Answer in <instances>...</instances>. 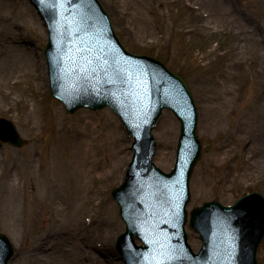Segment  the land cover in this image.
I'll return each mask as SVG.
<instances>
[{"label": "rangeland", "instance_id": "obj_1", "mask_svg": "<svg viewBox=\"0 0 264 264\" xmlns=\"http://www.w3.org/2000/svg\"><path fill=\"white\" fill-rule=\"evenodd\" d=\"M98 1L128 52L158 59L169 70L182 75L189 85L198 112L197 135L202 145L190 182L189 213L208 201L233 205L254 192L264 197V0H209L208 5L204 0H164L160 14L149 15L144 23L129 18L124 5L132 0ZM20 3V8L3 7L0 11L5 16L0 26H11L10 35L29 44L34 49L32 61H37L33 81L14 88L15 100L0 101V119L12 121L27 141L23 148L0 141V233L9 238L15 249L10 264H24L25 257L31 254L44 260L28 258L26 264H105L107 250L118 254H113L110 264H124L117 243L126 225L112 191L125 179L134 154L133 141L110 108L80 109L68 114L51 95L45 57L46 28L29 0ZM25 6L30 13L24 12ZM42 27L44 34L40 33ZM3 81L0 78V84ZM26 97L31 100L29 106ZM32 109L36 112L34 117L30 114ZM54 110L62 113L59 128L64 139L84 132V123L90 121L98 135H112L115 144L110 147L120 152L119 156L111 155L101 138V166L95 167L97 170L88 179L89 188L93 189L91 201L84 212L77 215L67 208L61 218L50 217L45 205L47 187L35 183L26 187L15 185L16 173L19 178L27 175L32 154L37 165H49L50 143L56 132L48 121ZM108 118L112 119L110 128ZM180 131V122L170 110L164 111L152 131L158 143L154 162L164 172H170L175 165ZM66 145L67 142L64 148ZM114 161L117 171L109 175L108 165ZM6 202L13 205L9 215ZM24 202L30 209L27 217L22 215ZM111 211L114 226L107 223ZM49 228L52 230L47 234ZM77 229H81L83 236L73 235V239L79 240L73 243L75 240L70 241L67 235ZM187 230L191 247L199 250V235ZM52 238H65L64 244L54 246L56 252L66 253L70 247L71 255L77 252L75 258L63 260L50 248ZM63 245L64 250H60ZM257 259L258 264H264V239Z\"/></svg>", "mask_w": 264, "mask_h": 264}, {"label": "water", "instance_id": "obj_2", "mask_svg": "<svg viewBox=\"0 0 264 264\" xmlns=\"http://www.w3.org/2000/svg\"><path fill=\"white\" fill-rule=\"evenodd\" d=\"M49 30L46 55L51 90L68 113L110 106L135 139L134 160L123 185L113 191L127 223L118 248L125 243L132 264H257L264 238V198L258 193L234 207L205 203L192 212L190 227L203 247L188 245L186 206L189 181L202 153L197 136L198 112L188 83L161 62L132 55L121 46L110 18L98 0H31ZM181 123L175 168L165 174L153 163L157 143L152 131L164 109ZM0 138L26 145L12 122L0 119ZM135 238L145 247H134ZM14 250L0 234V264ZM125 254V253H124Z\"/></svg>", "mask_w": 264, "mask_h": 264}, {"label": "bare ground", "instance_id": "obj_3", "mask_svg": "<svg viewBox=\"0 0 264 264\" xmlns=\"http://www.w3.org/2000/svg\"><path fill=\"white\" fill-rule=\"evenodd\" d=\"M20 1L21 0H0V11L3 7H6L9 10L20 8L23 6ZM208 2L209 0H204L206 5L211 3ZM163 4L164 0H132V3L125 4L124 6H126L127 14L129 15L130 19L138 20L144 23L149 18V15L153 16L160 14ZM139 6H141V9ZM24 12L30 13V10L27 6H25ZM3 19H5V16L0 12V21ZM11 31L12 28L9 25H7V28L0 26V78L4 79L3 83L0 84V101L1 99H6L9 101L15 100L14 88L17 85H23L33 81L32 76L35 74V67L37 64V61L33 63L32 60L34 59L31 57L32 51H34V49L31 48L26 42H19L16 36H11ZM44 32V28L42 27L40 29V33L44 34ZM3 37L7 38L8 40H4ZM8 75L9 77L7 78ZM27 101L29 106L31 100L27 98ZM34 113H36L35 109H32L30 113L31 117H34ZM61 115L62 113L60 110H54L51 112V119L48 121L56 132L50 143L49 165L47 167L37 165L32 159L34 156V154H32L26 169L28 170L27 175L19 178L18 174H15V180L17 181V184L15 185L17 187L33 186L32 184L34 183L38 187H47V199L45 198V205L46 208L48 207L51 218H58V216L61 218V215H63V212L67 208L72 209L70 211L75 212L78 215L79 213L84 212L85 207H87L89 201H91L90 199L92 198L93 189L89 188L88 179L92 172H95L101 166L100 162H98V154L100 153V147L98 143L101 138H103L104 142H106L107 148L109 149V152H111V155H120V152L118 153L110 147L115 144L113 142L112 135H98L96 132V126L90 121L84 123L83 125V129L86 132L78 131L75 134H71L67 139H64L60 133L61 128H59L62 123ZM108 119L109 121L107 123L110 128L112 119ZM34 125L35 127L39 126L37 123H34ZM65 142H67V148H64ZM132 152H134L133 149ZM120 159H118L117 162ZM97 162L99 164L98 166H96ZM115 162L116 161L108 165L110 169L108 172L109 175H113L117 171L118 166H115ZM95 167L97 169H95ZM8 174L10 175L11 180L12 172L9 171ZM95 178H98V176ZM64 200H68L69 204H66ZM11 205L12 203L7 204L6 202L8 215L9 211L13 210V205ZM27 205V202H24L23 205H21L22 215L24 217H27L30 211ZM110 210L112 209L110 208ZM110 219V222L107 223L111 226H114L116 221L112 216V211L110 213ZM79 226L82 227L80 222ZM51 230L52 229L49 228L47 234L51 233ZM33 232L34 230L32 233ZM77 233L81 236V229L69 231L67 238L70 241H74L75 239H73L72 236ZM63 234L65 235V232H63ZM39 240V244L42 245L44 243L43 238L40 237ZM78 241L79 240H75L73 243H77ZM64 242L65 238H52L49 240V246L56 252L54 246L59 243L64 244ZM83 245L85 246L86 242L83 243ZM59 249L64 250V245L62 248L59 247ZM71 251L72 250L70 247H68L66 253H63V251L56 253L64 258L63 260L68 258L74 259L77 252H75L74 255H71ZM108 252L109 250L106 251L105 264H110L112 262L113 254L118 257L117 252L113 253L111 250L110 253ZM28 258L39 259V261L44 260L37 255L31 254L29 257H25L24 264H26V260ZM123 263L125 262L123 261Z\"/></svg>", "mask_w": 264, "mask_h": 264}]
</instances>
